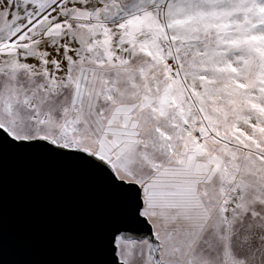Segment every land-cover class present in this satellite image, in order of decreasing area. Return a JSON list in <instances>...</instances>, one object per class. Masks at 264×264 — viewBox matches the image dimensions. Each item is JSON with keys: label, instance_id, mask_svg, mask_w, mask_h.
I'll use <instances>...</instances> for the list:
<instances>
[{"label": "snow or ice", "instance_id": "snow-or-ice-1", "mask_svg": "<svg viewBox=\"0 0 264 264\" xmlns=\"http://www.w3.org/2000/svg\"><path fill=\"white\" fill-rule=\"evenodd\" d=\"M125 198L109 264H264V0H0V148Z\"/></svg>", "mask_w": 264, "mask_h": 264}, {"label": "water", "instance_id": "water-1", "mask_svg": "<svg viewBox=\"0 0 264 264\" xmlns=\"http://www.w3.org/2000/svg\"><path fill=\"white\" fill-rule=\"evenodd\" d=\"M125 198L84 163L0 148V264H109Z\"/></svg>", "mask_w": 264, "mask_h": 264}]
</instances>
